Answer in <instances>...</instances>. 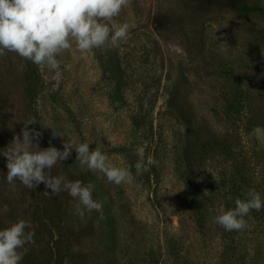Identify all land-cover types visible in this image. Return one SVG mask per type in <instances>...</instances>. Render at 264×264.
<instances>
[{
	"label": "rangeland",
	"instance_id": "obj_1",
	"mask_svg": "<svg viewBox=\"0 0 264 264\" xmlns=\"http://www.w3.org/2000/svg\"><path fill=\"white\" fill-rule=\"evenodd\" d=\"M108 23L128 38L64 52L55 70L0 56V151L33 121L39 148L92 140L131 170L114 185L74 149L57 163L52 177L93 184L103 203L80 217L67 192L13 191L0 155V229L35 233L21 264H264V209L243 231L213 223L238 194L264 198V0H129Z\"/></svg>",
	"mask_w": 264,
	"mask_h": 264
},
{
	"label": "clouds",
	"instance_id": "obj_2",
	"mask_svg": "<svg viewBox=\"0 0 264 264\" xmlns=\"http://www.w3.org/2000/svg\"><path fill=\"white\" fill-rule=\"evenodd\" d=\"M129 0H0V56L14 52L38 67L55 70L60 67L57 59L64 52H87L106 46L115 47L129 36L130 25L110 26L109 21L120 16ZM33 121H24L21 135L15 136L11 148L0 151L6 157V181L15 191L19 180L27 189L41 183L51 190V195L67 192L74 200L75 214L83 217L93 211L102 213L103 203L93 198L94 185L67 181L63 176L52 177L51 169L72 155L82 169L104 174L107 181L120 185L128 181L131 170L115 165L101 147L90 150L92 140L79 142L70 138L63 143V150L55 146L39 148L42 133L30 129ZM41 125V124H40ZM42 128L52 129V122ZM258 133L264 129H257ZM53 136H59L53 134ZM137 171L142 163L135 165ZM264 209V198L255 190L248 191L235 207L223 210L213 218V223L226 232L243 231L245 217L252 210ZM7 210V209H5ZM26 220H18L0 229V264H21L25 245L33 242L34 231ZM123 264V262H121Z\"/></svg>",
	"mask_w": 264,
	"mask_h": 264
},
{
	"label": "trees",
	"instance_id": "obj_3",
	"mask_svg": "<svg viewBox=\"0 0 264 264\" xmlns=\"http://www.w3.org/2000/svg\"><path fill=\"white\" fill-rule=\"evenodd\" d=\"M254 10H260V11H262V9H254ZM37 74V68H36V65L34 66V70H33V72H32V75L34 76V75H36ZM36 93V91H32V96H34V94ZM211 144H213V145H211ZM219 144V143H218ZM208 145H210V148H214L215 147V143H213V142H211V143H209V144H207L206 145V147H205V149H201V151H200V153L201 154H207L206 152H209L210 151V149H208ZM204 146V145H203ZM237 199H243V198H241L240 197V195L238 194L237 196H236V200ZM235 200V201H236Z\"/></svg>",
	"mask_w": 264,
	"mask_h": 264
}]
</instances>
